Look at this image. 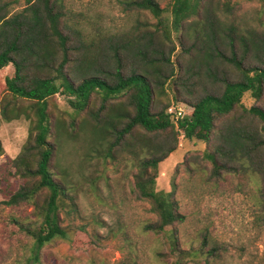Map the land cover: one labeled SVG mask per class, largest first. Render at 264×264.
Here are the masks:
<instances>
[{
    "label": "trees",
    "instance_id": "trees-1",
    "mask_svg": "<svg viewBox=\"0 0 264 264\" xmlns=\"http://www.w3.org/2000/svg\"><path fill=\"white\" fill-rule=\"evenodd\" d=\"M161 1H120L122 13H147L154 24L135 18L114 31L88 32L64 0H24L14 13L0 3V71L13 69L0 116L29 122L26 142L7 161L8 175L19 184L0 201L31 207L25 219H12L28 241L22 264H44L42 249L68 239L71 229L59 216L75 209L77 185L59 159L65 144L81 140L97 158L128 155L131 192L157 217L142 222L140 234L162 237L153 248L135 251L141 264L221 261L223 247L208 246L206 236L195 245L182 242L177 225L183 216L169 193L155 189L158 165L182 135L216 141L205 152L215 175L229 165L264 171V110L256 105L264 95L263 24L236 13L229 1L171 0L165 7ZM245 94L253 100L249 108ZM55 95L71 112L54 114ZM175 104L191 109L176 123L167 112ZM238 108L261 123V133L236 116ZM260 195L264 200L263 188Z\"/></svg>",
    "mask_w": 264,
    "mask_h": 264
},
{
    "label": "rangeland",
    "instance_id": "rangeland-1",
    "mask_svg": "<svg viewBox=\"0 0 264 264\" xmlns=\"http://www.w3.org/2000/svg\"><path fill=\"white\" fill-rule=\"evenodd\" d=\"M120 1L64 0V3L82 22L86 32L96 28L114 31L131 24L135 18L155 23L147 13H122ZM170 1L162 0L160 6H167ZM221 1L231 2L238 14L252 15L255 23H262L264 29V0ZM2 2L9 3L10 13L24 7V0H0ZM12 73L11 66L0 71V107L6 97L5 79ZM50 103L55 115L71 112L61 95H55ZM242 103L249 108L253 100L245 94ZM256 105L264 110V95ZM173 107L182 112L177 120L173 118L174 123L191 113L185 105ZM235 114L261 133L262 125L256 118L243 113L240 108ZM28 129L29 122L24 118L5 122L0 116V141L4 150L0 156V201L19 184L8 175L7 161L19 154L27 140ZM83 141L68 143L62 148L59 162L68 168L76 182V205L69 214L60 212L59 216L60 225L71 229L68 239H56L47 244L41 251L42 262L134 264L135 261L141 264L135 251L141 247L153 248L162 237L140 234L142 222H155L157 217L147 202L139 201L131 192L134 169L126 161L128 155L118 153L114 159L97 158L91 151H86L87 145ZM215 145L213 138L206 143L195 139L186 141L180 135L176 150L158 165L155 189L169 193L177 212L183 216V222L177 227L186 246L195 245L206 236L208 246L218 244L224 249L218 264H264V200L260 195L264 189V171L260 174L232 171L229 165L215 175L205 156V152ZM30 213L28 205H0V264L23 263L28 241L17 233L12 219L23 220Z\"/></svg>",
    "mask_w": 264,
    "mask_h": 264
},
{
    "label": "built area",
    "instance_id": "built-area-1",
    "mask_svg": "<svg viewBox=\"0 0 264 264\" xmlns=\"http://www.w3.org/2000/svg\"><path fill=\"white\" fill-rule=\"evenodd\" d=\"M167 112L172 116V118H174L175 120H177L179 117H181L182 112L179 108L176 107H170L168 108ZM182 137V135H181Z\"/></svg>",
    "mask_w": 264,
    "mask_h": 264
}]
</instances>
